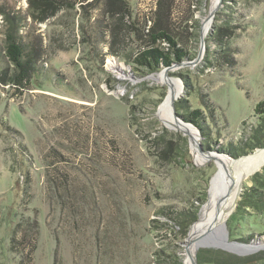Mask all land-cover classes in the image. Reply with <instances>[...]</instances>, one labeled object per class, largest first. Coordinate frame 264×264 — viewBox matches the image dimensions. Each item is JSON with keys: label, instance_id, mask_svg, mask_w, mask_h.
I'll return each instance as SVG.
<instances>
[{"label": "rangeland", "instance_id": "rangeland-1", "mask_svg": "<svg viewBox=\"0 0 264 264\" xmlns=\"http://www.w3.org/2000/svg\"><path fill=\"white\" fill-rule=\"evenodd\" d=\"M33 1L0 0V77L12 68L10 16L32 61L23 87L0 79V264H184L196 221L183 238L161 209L198 207V220L213 158L264 148L254 111L264 100V0L174 1L171 32L191 59L153 72L135 70L132 58L147 43L156 0ZM178 102L203 111L205 136ZM255 195L264 196V163L241 181L221 234L197 242L192 264H264V201Z\"/></svg>", "mask_w": 264, "mask_h": 264}, {"label": "trees", "instance_id": "trees-1", "mask_svg": "<svg viewBox=\"0 0 264 264\" xmlns=\"http://www.w3.org/2000/svg\"><path fill=\"white\" fill-rule=\"evenodd\" d=\"M156 1V9L153 15L152 26H150L145 33V41L147 43L144 44V47L140 49V51H138V53L132 58L134 68H137L135 70L138 71H140V69H138L137 66H144L150 72L157 71L162 67L169 66L172 63V58L176 61L191 59L189 51H187L186 48H183L178 43L171 32L169 17L173 2L176 0ZM35 2L36 1L30 0V4L32 7H35V5L37 4V2L36 4ZM8 25V29L5 32L4 51L8 61L12 65V68L10 70L8 78H6L5 72L1 75L0 79L2 81L11 83L13 87H23L26 83H29L30 79L32 78V61L29 59V57H24L23 47L18 39L20 26L17 18L10 16ZM161 42L168 43L170 50H164L160 46ZM187 85L188 84L186 82V86ZM177 108H186L184 109L185 112L181 114L184 121L194 124L200 129L201 133L204 136L206 135L205 128L203 126L205 122L204 114L201 109H188L181 102L177 103ZM254 111L261 116L260 120L264 122V100L256 104V106L254 107ZM206 148L209 147L207 146ZM49 181L50 183L52 182L54 184V187H51L52 190H59V185L55 182V179L51 178L50 176ZM255 196L257 197L255 201H264V196ZM166 210L165 208H162L160 213L165 216H171L170 218H175V221L180 224V228L182 229V237H186L190 225L197 219L198 207L193 208L192 210H189L187 212L172 211V213H168Z\"/></svg>", "mask_w": 264, "mask_h": 264}, {"label": "bare ground", "instance_id": "bare-ground-1", "mask_svg": "<svg viewBox=\"0 0 264 264\" xmlns=\"http://www.w3.org/2000/svg\"><path fill=\"white\" fill-rule=\"evenodd\" d=\"M209 23H211L210 20H208ZM167 82L172 91L177 88V82L175 80L168 79ZM171 93L170 95L168 94L169 98H166L167 100L162 105V118L166 122L170 120ZM185 130L190 135L193 143L196 138L194 129L185 128ZM209 155V153L207 155L200 154L198 158L200 160L208 159ZM213 160L217 166V170L211 179L209 199L200 212V218L190 230L186 262L184 264L193 263L194 248L204 235L210 232L216 233L217 235L221 234L220 227L234 209L241 181L264 163V148L257 150L250 158L235 161L234 159L230 160L222 156H217Z\"/></svg>", "mask_w": 264, "mask_h": 264}, {"label": "water", "instance_id": "water-1", "mask_svg": "<svg viewBox=\"0 0 264 264\" xmlns=\"http://www.w3.org/2000/svg\"><path fill=\"white\" fill-rule=\"evenodd\" d=\"M220 3H221V0L219 1ZM219 3L215 6V8L211 11V13H210V15H209V20L211 21L213 18H214V16H215V13H216V11H217V9H218V7H219ZM203 39V38H202ZM203 41V40H202ZM198 217H199V215H198ZM197 221V220H196ZM189 237V236H188ZM188 244V243H187Z\"/></svg>", "mask_w": 264, "mask_h": 264}]
</instances>
